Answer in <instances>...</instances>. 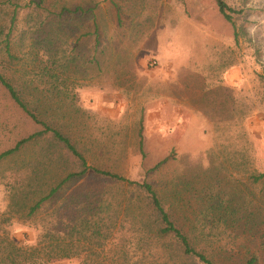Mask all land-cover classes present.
<instances>
[{"label":"rangeland","instance_id":"rangeland-1","mask_svg":"<svg viewBox=\"0 0 264 264\" xmlns=\"http://www.w3.org/2000/svg\"><path fill=\"white\" fill-rule=\"evenodd\" d=\"M223 1L244 12L236 20L246 32L238 45L216 0H101L100 43L94 50L90 40L83 54L99 59L102 70L110 72L106 81L115 71H139L143 66L149 71L143 85L153 98L141 102L123 95L119 110L105 106L98 113L75 114L67 104L62 120L90 164L151 182L165 205L187 225L199 212L201 217L209 211L207 219L221 226L212 234L219 235V243H230L225 247L233 251L227 255L230 264H240L248 249L257 252L264 264V181L252 180L264 173V0ZM24 17L22 13L20 20ZM82 67L91 76L85 87L91 88L87 82L101 81L96 67ZM173 69L178 71L179 85L172 82V91L183 95L182 105L194 107L178 109V116L174 104L165 109L154 97L161 91L159 75ZM90 94L94 90L86 93ZM1 113L0 153L35 131L2 91ZM141 122L144 160L139 150ZM172 152L173 160L147 175ZM7 203L0 185V213ZM220 205L232 209L230 219L216 212ZM235 219H242L243 233L235 230ZM10 232L17 242L30 244L37 235L20 224ZM239 236L242 242L237 244ZM53 264H81V260Z\"/></svg>","mask_w":264,"mask_h":264},{"label":"trees","instance_id":"trees-1","mask_svg":"<svg viewBox=\"0 0 264 264\" xmlns=\"http://www.w3.org/2000/svg\"><path fill=\"white\" fill-rule=\"evenodd\" d=\"M100 2L0 0V91L35 127L0 153V185L8 197L0 213V264L71 259L81 264H230L227 255L232 250L225 248L230 243H219V235L212 234L221 226L207 219L209 211L201 217L199 212L187 225L151 182L90 164L66 131L63 108L70 104L75 114L80 112L81 86L72 73L82 62H99L83 51L90 40L94 50L99 46ZM216 2L238 45L246 32L236 20L244 12L223 0ZM0 117L4 120L2 113ZM142 129L141 122L139 150L144 160ZM174 155L147 175L158 172ZM252 180L264 181V173ZM230 211L223 205L216 209L226 219ZM232 221L243 233L242 219ZM14 224L36 231L34 242H17L10 232ZM236 239L242 242L241 236ZM251 252L248 249L239 263L260 264L258 253Z\"/></svg>","mask_w":264,"mask_h":264},{"label":"crops","instance_id":"crops-1","mask_svg":"<svg viewBox=\"0 0 264 264\" xmlns=\"http://www.w3.org/2000/svg\"><path fill=\"white\" fill-rule=\"evenodd\" d=\"M99 61V59H98ZM88 65L85 63H81L79 65V68L75 72L76 74L72 73L74 78H77V82L80 84L81 88L79 89V98H78V106L81 112L82 110H87L89 113H98L99 109L103 107H107L109 109H117L121 107V104L118 103L122 98L123 95L129 94L132 96V100L138 99L141 102H145L144 98L147 99V101H151L153 96H151V92L149 90H146V88L143 85V81L145 76H148L149 71H145V68L142 66L140 70L136 71H115L106 81V75L109 74V71H103L102 65L100 61L97 63L89 64L93 67H96L99 70V74H101V81L92 84L87 82V85H89L91 88L85 87V81L89 80L91 76L88 77V74L85 72L86 69L81 70L82 65ZM83 68V67H82ZM177 74L178 71L176 69H173L172 71H163L159 75V79L157 81L158 86L161 87V91L159 94H156L154 97L157 99L159 98L161 102H163V107L165 109L168 108L169 104L175 105V111L177 116L179 115V110L184 108H192V106L182 105L181 101L183 98V95H178L177 91L174 93L172 91L174 82L176 85H179L177 82ZM85 82V83H84ZM150 84V83H149ZM129 86H135V88L128 89ZM111 87V88H109ZM150 88V85L148 86ZM94 90L95 94L86 95V93H91V91ZM158 96V97H157ZM122 97V98H121ZM147 97V98H146ZM156 99V100H157ZM98 111V112H97Z\"/></svg>","mask_w":264,"mask_h":264},{"label":"built area","instance_id":"built-area-1","mask_svg":"<svg viewBox=\"0 0 264 264\" xmlns=\"http://www.w3.org/2000/svg\"><path fill=\"white\" fill-rule=\"evenodd\" d=\"M156 65V63H154Z\"/></svg>","mask_w":264,"mask_h":264}]
</instances>
